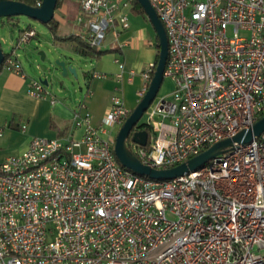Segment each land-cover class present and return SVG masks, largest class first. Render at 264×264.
<instances>
[{
  "label": "built area",
  "instance_id": "2783aa9c",
  "mask_svg": "<svg viewBox=\"0 0 264 264\" xmlns=\"http://www.w3.org/2000/svg\"><path fill=\"white\" fill-rule=\"evenodd\" d=\"M74 1L81 27L75 36L95 51L110 29L117 35L129 27L134 0ZM148 1L166 34L163 77L173 88L154 99L126 145L141 164L161 170L264 115V0ZM36 36L33 27L20 31L1 69L24 79L15 51ZM114 62L121 83L125 65ZM155 66L140 73L137 103ZM134 75L129 70L127 80ZM26 94L57 103L39 79ZM129 115L120 87L98 126L79 101L71 120L78 138L34 137L0 163V264H264V132L200 169L154 180L123 168L114 155ZM141 131L145 146L133 141Z\"/></svg>",
  "mask_w": 264,
  "mask_h": 264
},
{
  "label": "crops",
  "instance_id": "0c3cea01",
  "mask_svg": "<svg viewBox=\"0 0 264 264\" xmlns=\"http://www.w3.org/2000/svg\"><path fill=\"white\" fill-rule=\"evenodd\" d=\"M132 9L127 11L129 27L123 31L117 29V35L110 29L100 50L103 54L98 57L80 55L75 50L74 42L56 41L62 44V48L57 50L58 54L55 53L52 59L60 57L68 61V58L72 57L74 58L72 66L76 69L75 60L78 58L86 59L92 64L91 71L83 74L86 92L89 89L92 94L85 98L86 93H84L83 101L92 115L94 126L99 125L116 88L120 87L122 98L124 87L132 88V99L137 102L136 92L142 85L140 73L148 64L155 62L157 57L156 34L153 28L145 16L133 12ZM77 14L78 5L74 0H62L60 6L54 11L59 37L76 35L81 30V27L76 23ZM31 44L32 42H29L22 49L26 59L30 58L28 46ZM17 50L15 53L19 60ZM115 59H119L125 65L121 83L115 79L118 72ZM20 63L25 74L24 79L5 70H0V163L8 157L22 154L27 149L31 138L64 140L71 134L75 138L81 134L80 130H73L71 120L74 107L70 108L67 105L68 100L57 97L47 87L49 95L57 100L55 105L50 104L49 98L35 99L26 94V88L31 79L45 78L47 75L40 67L37 75H34L24 68L21 61ZM129 70H133L135 73L131 82L127 80ZM92 72L103 73L106 78H92ZM60 91L62 93L63 89ZM23 126L25 129H22Z\"/></svg>",
  "mask_w": 264,
  "mask_h": 264
},
{
  "label": "water",
  "instance_id": "95a60500",
  "mask_svg": "<svg viewBox=\"0 0 264 264\" xmlns=\"http://www.w3.org/2000/svg\"><path fill=\"white\" fill-rule=\"evenodd\" d=\"M58 0H42L39 7L28 6L18 0H0V19L13 18L24 16L31 20L37 21L43 25L49 23L54 18V11ZM143 9L144 14L153 28L158 44V56L156 60L155 70L148 85L147 91L141 100L132 109L129 117L126 119L122 127L118 130L114 141V155L118 163L125 169L130 170L134 174L147 177L154 180H170L181 177L190 171H195L202 168L208 162L219 155H222L227 150H230L234 145H244L251 141L253 137H258L264 132V115L259 118L251 128L238 132L231 138L222 140L213 146L209 147L199 155L187 160L184 163L167 169H155L141 164L129 151L126 145V139L132 129L137 126L144 112L154 101L163 82V73L168 55L167 38L163 26L158 19L154 9L149 4L148 0H135ZM37 55L41 62L46 61V54L39 51ZM4 60V54L0 46V70ZM72 57L68 61L60 57L47 60V65L40 67L47 75L45 78L39 77L41 83L48 87L49 79L63 86V79L71 76L77 78V69L72 66ZM39 68V67H38ZM147 133L145 131L136 132L133 134V141L141 146H145Z\"/></svg>",
  "mask_w": 264,
  "mask_h": 264
},
{
  "label": "rangeland",
  "instance_id": "374dc122",
  "mask_svg": "<svg viewBox=\"0 0 264 264\" xmlns=\"http://www.w3.org/2000/svg\"><path fill=\"white\" fill-rule=\"evenodd\" d=\"M6 21L7 19L5 18L0 19V46L4 54H8L11 51V48L15 46L19 31L24 29L26 26H31L35 29L37 36L35 39L31 40L32 44L28 46V53L30 54V58L26 59L22 52L24 45H21L17 51L19 53V60L24 65V68L28 72H32L34 75H37L39 71L38 67L46 66L47 60H53L52 56L55 53L58 54L57 50L59 48H62V44L54 41L48 28L37 21L31 20L24 16L13 17L8 22ZM39 51L45 52V62L40 61V58L37 55ZM75 61L77 63L78 73V77L76 79L72 78L71 76H69L68 78H64L63 86H60L58 83L49 79V84L47 87L48 89L52 90L57 97L64 98L66 99V101L68 100L67 105H69L70 108H73L74 105L79 101H83L84 93H86L83 74L90 72L92 69L91 62L86 59L78 58ZM172 88V82L169 79L164 78L156 97L158 98L167 96ZM62 89L63 92L60 93V90ZM132 92V88L128 89L125 87L122 91L124 104L130 110L135 108V106L137 105V102L133 101L132 99ZM145 118L146 116L143 115L139 121L143 122ZM112 132L113 130H111V133Z\"/></svg>",
  "mask_w": 264,
  "mask_h": 264
},
{
  "label": "trees",
  "instance_id": "16d2710c",
  "mask_svg": "<svg viewBox=\"0 0 264 264\" xmlns=\"http://www.w3.org/2000/svg\"><path fill=\"white\" fill-rule=\"evenodd\" d=\"M18 1L24 3V4L28 5V6L36 7L35 0H18ZM61 2H62V0H58L57 1L56 8H58L60 6ZM132 11L135 12V13H140L143 16H145L143 9L140 7V5L135 0L133 1V9H132ZM11 19L12 18H7V21H9ZM45 26L48 28V30L50 31V33L52 35V38L55 41H58V42H74L75 50L77 51V53H79L82 56H96V57H98V56L103 54V52H101V51H95L93 48H90L87 44L82 42L75 35H68V36H65V37H59L57 35L58 23L55 21L54 18L49 23L45 24ZM157 44H158V40H157V37H156V46H157ZM157 54H158V48H157ZM156 60H157V57H156ZM156 60H155V63H156ZM131 111L132 110H130V113H131ZM261 117L262 116H260V118Z\"/></svg>",
  "mask_w": 264,
  "mask_h": 264
}]
</instances>
